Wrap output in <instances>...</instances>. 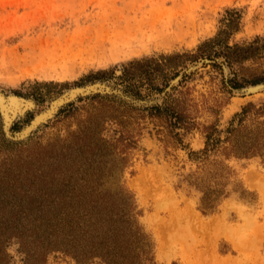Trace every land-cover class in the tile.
Returning a JSON list of instances; mask_svg holds the SVG:
<instances>
[{"label": "rangeland", "instance_id": "374dc122", "mask_svg": "<svg viewBox=\"0 0 264 264\" xmlns=\"http://www.w3.org/2000/svg\"><path fill=\"white\" fill-rule=\"evenodd\" d=\"M230 14L239 30L229 45L264 38V0H0V264H104L54 249L38 227L72 194L120 187L147 264H264V161L226 156L227 144L200 156L206 127L223 140L244 105L264 102V91H231L264 83V56H205L221 62L164 97L154 95L205 57L157 89L123 73L134 60L197 55ZM155 106L181 112L189 129Z\"/></svg>", "mask_w": 264, "mask_h": 264}, {"label": "trees", "instance_id": "16d2710c", "mask_svg": "<svg viewBox=\"0 0 264 264\" xmlns=\"http://www.w3.org/2000/svg\"><path fill=\"white\" fill-rule=\"evenodd\" d=\"M239 30L238 17L231 14L225 19L224 28L217 35L204 41L197 48V55L171 54L161 56L160 59H145L130 61L124 68V76L130 82L141 85L145 80L149 88H156V83L163 84L173 79L178 74V69L187 61H195L201 57L224 56L230 65L239 64L255 57L264 56V38L255 37L244 43L228 44L231 34ZM217 46L218 49L213 50ZM233 88L242 87V84L231 79ZM260 81L251 80L250 85ZM154 116H169L173 127L181 125L187 130L181 112L172 107H166L164 113L158 106L149 109ZM130 114H128L129 116ZM252 120L250 126L246 121ZM235 123V124H234ZM223 140L217 137L215 126L205 128V148L200 156L206 157L211 151L222 147L226 156L237 159H249L259 156L264 161V102L259 106L253 103L244 105L240 112L236 113L225 131ZM196 153H191V155ZM86 196L83 198L82 196ZM127 191L120 189H92L79 191L72 194L68 200L57 203L53 209H45L52 213L47 219H42L39 229L46 240L49 232L53 233V246L64 254H71L79 260L99 259L104 264H147L150 260L145 248L147 242L140 232L135 220L134 206L129 202ZM211 205L203 203L201 209L206 211ZM41 212H44L41 210ZM61 214L60 218L57 214ZM17 226L18 222H17ZM11 228H16L11 225Z\"/></svg>", "mask_w": 264, "mask_h": 264}, {"label": "water", "instance_id": "95a60500", "mask_svg": "<svg viewBox=\"0 0 264 264\" xmlns=\"http://www.w3.org/2000/svg\"><path fill=\"white\" fill-rule=\"evenodd\" d=\"M213 62H218L220 63L221 60L219 58H213V59H209L207 57L203 58V59H200L198 60L197 62L193 63L192 65L188 66L187 68H185L183 71H181L177 77H175L168 85V88L163 91L161 94H157V95H154V97H164L166 95V93L168 91H170V89L175 85L177 84V82L183 78L186 74L190 73L191 71H193L196 67H198L199 65H204V64H208V63H213ZM231 91L236 94V95H251V94H254V93H257V92H260V91H264V83L263 84H258V85H254V86H248V87H244V88H241V89H238V90H234V89H231ZM72 95V94H70ZM121 95V94H120ZM129 95V94H128ZM122 99V98H121ZM134 99V98H132ZM124 101H128L129 104H133L134 105V102L131 103V101L129 100H126L124 99ZM136 104V103H135ZM141 106V105H140Z\"/></svg>", "mask_w": 264, "mask_h": 264}, {"label": "bare ground", "instance_id": "6f19581e", "mask_svg": "<svg viewBox=\"0 0 264 264\" xmlns=\"http://www.w3.org/2000/svg\"><path fill=\"white\" fill-rule=\"evenodd\" d=\"M186 216H187V215H186ZM172 217H173V216H172ZM172 217H170V218H172ZM175 217H176V216H175ZM175 217H174V218H175ZM178 218H179V217H178ZM172 219H173V218H172ZM182 219H184V218L182 217ZM182 219H181V221H182ZM169 220H170V219H169ZM169 220H168V221H169ZM175 220H176V218H175ZM178 220H180V218H179ZM174 222H175V221H174ZM182 222H183V221H182ZM186 222H188V221H186ZM170 223H171V220H170ZM170 223H169V224H170ZM172 223H173V222H172ZM172 223H171V225H172ZM180 223H181V222H180ZM175 224H177V223H175ZM178 224H179V223H178ZM183 225H184V224H183ZM201 226H202V225H201ZM174 228H175V227H174ZM174 228H173V229H174ZM177 229L180 231L179 228H177ZM185 229H186V226H185ZM224 229H225V228H224ZM170 230H171V229H170ZM181 230H182V229H181ZM185 231H186V230H185ZM177 232H178V231H177ZM180 232H181V231H180ZM187 233H188V232H187ZM229 233H230V232H229ZM233 233H235V231H233ZM233 233H232V234H233ZM176 234H177V233H176ZM180 234H181V233H180ZM189 234H190V233H189ZM230 234H231V233H230ZM228 236H229V234H228ZM174 237H175V236H174ZM182 237H183V235H182ZM185 237H186V236H185ZM229 237H231V239L233 240V242L236 244V241H235V240H237V239H235V238L237 237V234H236V236H235V238H234L235 240L232 238V236H229ZM233 237H234V236H233ZM176 238H177V237H175V239H176ZM238 239H240V238H238ZM242 243H243V242H242ZM238 245H239V244H238Z\"/></svg>", "mask_w": 264, "mask_h": 264}]
</instances>
